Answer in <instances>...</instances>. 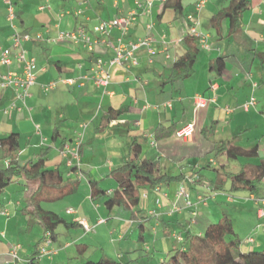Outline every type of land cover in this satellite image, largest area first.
I'll list each match as a JSON object with an SVG mask.
<instances>
[{
	"label": "crops",
	"instance_id": "obj_1",
	"mask_svg": "<svg viewBox=\"0 0 264 264\" xmlns=\"http://www.w3.org/2000/svg\"><path fill=\"white\" fill-rule=\"evenodd\" d=\"M135 1L13 0L17 13L14 23L20 31L32 35V39L24 45L28 56H34L37 61V79L27 100L28 108L21 111L10 109L11 104L16 100L15 92L12 88L1 86V75L8 70V67L0 63V166L8 168L13 160L25 165L29 160L38 158L44 153L46 166L49 169L60 167L65 179L76 176V179L80 180L78 192L82 181H86L84 191L89 192L88 197L79 201V209L68 206L67 214L70 217L66 218L78 223L84 218L91 226L100 225L98 221L93 220L92 212L103 202L91 198L90 179H97L102 184L106 175L110 176L113 170L125 164L130 158L132 142L139 141L141 137L143 141L139 142L143 148V156L153 158L150 155L152 150H160L157 159L160 161L161 170L171 175L168 167L162 164V158H168L167 156L177 152L181 155V149H187L184 145L196 146L199 133L203 132L206 136V126L211 123L214 129L217 126L214 124H220L224 114L230 116L229 119L232 120L225 140L237 141L243 132H246V135L251 128L258 127L255 137L249 138L247 144L249 147L258 145L259 156L264 159V154L261 155L264 151V0H250V6L243 14L241 27L236 32L230 31L228 20L216 22L218 29L214 27L215 21L212 20V17L227 8L232 0L210 1L199 14V18L202 21V31L210 35L212 49L202 50L198 55L196 67L199 66L200 70L197 73L195 70L185 80L171 83L164 82L170 75L172 63L188 52L185 39L191 35L186 16L194 10L198 0L187 2L183 0L185 9L182 12L172 6L165 8V3L161 4L157 1H154L152 11L147 12L145 9L147 3L152 0H142L141 15L125 35L126 42L139 40L150 34L154 38L152 48L158 53L151 59L147 49L142 47L136 52L138 64L131 66L129 70L117 64L115 66L107 64L110 83L104 89L96 84L92 69L100 58L108 62L114 57L115 52L105 44H100L94 51L89 50L75 43L74 40L62 38L61 33L81 27L92 31L102 21L126 15L135 6ZM149 23H154L152 31L147 28ZM12 33L7 5L5 0H0V47L7 48L11 45ZM38 35L41 37L39 38ZM119 35V31L114 30L111 38L115 39ZM219 56L225 61L222 71L212 68L213 61ZM12 68L16 69V64H13ZM83 76L87 78H81ZM136 77L140 80L134 79ZM74 78L76 79L74 84L60 81V79ZM52 81H60V83L54 88L45 90L46 84ZM199 96L206 99L215 98V101L204 106L207 109L202 110V107L198 109L196 98ZM251 97H256L257 104L255 108L247 111L243 105ZM166 102H171L172 107L164 106ZM145 104H149L152 108L144 109ZM118 109L123 111L115 116ZM110 115L113 117H109ZM189 122L196 124L198 134L187 143L175 142L173 138H177L176 134L159 140L155 138L154 132L159 125L175 124L178 129ZM83 123L89 124L85 135L94 125L92 130L95 131L96 141L93 147L86 143L84 145L83 142L80 147L79 165L75 160L73 165H70L72 154L66 157L61 151L66 145L71 147L75 145ZM12 133L18 134L20 147L9 155L8 147L2 144V140L7 139ZM100 153L103 155V160L98 158ZM220 156L223 160L210 159L208 162L216 171V177L228 168L227 162L224 161L226 155L220 154ZM182 157L187 156L183 154ZM234 160L236 163L232 171L239 170L246 163L252 165L259 163L255 158ZM231 162L233 161L228 159V164ZM180 165L184 166V162L181 161ZM74 166H77V170L71 169ZM193 172L196 173L195 170ZM180 174L184 175L181 180L162 183L158 187L159 193L150 188L144 189L140 208L143 211L142 215L148 219L144 222L143 240L148 238L145 226L146 222L151 220L153 229L157 232L156 239L160 240L159 229H162L165 234H169L168 236H173L175 244L177 243L175 247H178L185 243L188 234H203L205 225L212 223L223 212L233 219L237 232L242 227L245 229L241 230L244 236L239 232L238 234L245 241L243 249L249 248L252 243H246V239L252 236L259 223L257 203L253 198L259 199L264 196L263 182L260 183L259 192L252 193L245 189L235 194H227L225 191L228 182L224 185L225 189H219L211 183L198 182L199 176L186 174L183 169L175 175ZM182 184L191 191V198L194 201L200 194L209 196L208 204L186 208L184 198L177 195L178 187ZM106 188L116 189L114 185ZM35 189L36 186L32 189L26 186L25 179H21L0 192V264H7L9 244L16 243V235H21L23 232L32 234L35 225H40L42 228L29 212L30 197ZM231 195H236L238 201L230 202L228 196ZM158 199L161 200L162 206L156 202ZM88 200L90 204H87ZM223 203L234 208L232 210L220 208L219 205ZM213 204L218 207H214ZM69 210L74 212L70 213ZM152 211L156 213L152 214ZM114 212L116 217L126 218L134 225L138 224L125 214ZM175 222L179 224L177 233L174 230ZM77 227L84 229L82 224L70 228ZM177 234L182 236V240H177L175 237ZM120 236L121 239H125L129 234L124 232ZM254 239L255 247L264 245V242L259 243L258 237ZM39 242L40 236L37 244ZM32 244L33 242L26 250L24 244H20L22 246L20 259L12 264H30L34 254H30ZM67 246L69 243L64 247ZM54 247L58 254L60 249L57 248L58 246L54 245ZM119 255L121 259L127 260L125 253Z\"/></svg>",
	"mask_w": 264,
	"mask_h": 264
},
{
	"label": "trees",
	"instance_id": "obj_2",
	"mask_svg": "<svg viewBox=\"0 0 264 264\" xmlns=\"http://www.w3.org/2000/svg\"><path fill=\"white\" fill-rule=\"evenodd\" d=\"M250 0H232L229 6L212 17L215 21L214 27L218 29L216 22L221 23L228 20L230 31L236 32L241 27L244 12L249 8ZM172 6L175 10L182 12L184 8L183 0H167L164 7ZM185 43L188 52L182 58H178L172 63L171 72L164 83H171L185 80L196 70L197 56L202 52L199 40L195 37H186ZM225 65L224 58L219 56L213 63L212 68L222 71ZM123 111L118 109L116 115ZM114 116V117H115ZM109 117H113L110 115ZM177 127L159 125L154 134L157 140L170 137L176 134ZM2 144L8 147L11 153L19 150L20 143L18 134L12 133L2 140ZM217 154H225L230 160L240 158H257L259 156V146L245 147L235 144L232 140H222L215 144ZM130 158L125 164L110 173L118 184L116 189H104L101 181L90 179L91 198L101 200L109 212L117 211L125 214L133 222L137 221L140 232V240L144 239V222L147 217L142 215L140 203L144 189H153L168 183L182 179L184 175H168L162 172L160 161L156 158L143 156V148L139 141L134 140L130 146ZM46 155L42 153L38 158L29 160L25 165L13 162L7 167L0 166V192L5 191L12 184L21 179L26 180V186L33 187L30 197V213L41 224L43 228V238L36 244L35 252L30 264L39 263V249L43 241L51 238L56 241L59 237L58 229L63 227L79 226L78 221L69 220L54 210L44 208V203L57 202L70 195H75L80 186V180L76 182H66L64 172L60 167L48 168L46 166ZM77 170V166L71 167ZM223 174H218L216 180L210 183L215 188L225 189L226 182H230L231 190H245L259 192L261 181L264 178V159L258 164H244L237 171L223 170ZM204 176V175H203ZM202 175L198 182L202 181ZM246 243H250L246 241ZM245 241L240 237L234 228L233 219L225 215L217 223L208 225L203 234H188L185 243L174 247L168 251V257L159 264H264V249H258L252 243L247 248L243 246ZM78 251L84 254L87 251L85 243H76ZM83 264H142L140 259H115L111 256L102 255L97 260L86 259Z\"/></svg>",
	"mask_w": 264,
	"mask_h": 264
},
{
	"label": "built area",
	"instance_id": "obj_3",
	"mask_svg": "<svg viewBox=\"0 0 264 264\" xmlns=\"http://www.w3.org/2000/svg\"><path fill=\"white\" fill-rule=\"evenodd\" d=\"M154 1H157L161 4L167 2V0H152L147 3L146 11H152V6ZM212 0H198L194 5V10L190 12L186 16V21L189 23L190 27V35L192 37L198 38L200 48L205 51H210L212 48V44L210 43V35L206 34L202 31L201 25L202 21H200L199 14L206 8V5ZM8 9V19L10 21L13 33L11 36V45L7 48L0 47V63L4 66L8 67L5 73L1 75V86L3 88H12L15 92L16 100L11 104L10 109L23 110L24 108H28L27 100L30 98V91L32 86L36 84L37 79V61L34 56H28V51L24 45L25 42L30 41L32 39V35L27 32H22L18 29V26L15 25L14 20L17 17L16 9L13 0H5ZM143 3L142 0H136L135 6L124 16L115 17L113 20H106L100 22L97 26L93 28L92 31L87 30L84 27H81L77 30L66 31L61 33L62 38H69L74 40L75 43L82 45L83 47H87L89 50H93L99 46L100 44H105L107 47L111 48L115 55L108 62H105L102 58H100L92 69L93 78L96 81V84L99 87H103L104 89L110 83V73L107 68V64L109 66H115V64L122 66L129 70V68L133 65L138 64V57L136 55L137 50L145 47L149 52L151 59L156 56L158 53L157 50L152 48V43L154 38L148 34L144 37H141L139 40H130L126 42L125 35L129 32L130 28L134 25V23L138 20L141 15ZM149 31L154 29V23H149L147 25ZM114 30H118L120 35L115 39L111 38ZM40 38L41 36L38 35ZM169 56V55H168ZM170 57V56H169ZM16 64V69L12 68V65ZM81 78H87V76H83ZM140 80L139 78H134ZM61 82H65L68 84H74L76 79H60ZM60 81H52L49 84H46L44 87L46 89H51L56 87ZM215 98L206 99L202 96L196 98L197 108L204 107L213 103ZM256 97H251L247 103L243 105L244 109L249 111L252 108H255L257 104ZM19 102L20 104H18ZM166 107H172L171 102H166L164 104ZM152 108L149 104L144 105V109ZM154 109H158V107H153ZM230 111V108L228 109ZM89 124L83 123L81 125V130L77 135V139L75 145L73 147L66 145L65 148L61 151L66 157L72 154L73 159L69 161L70 165H73V160L79 165L80 163V147L83 144L84 132ZM196 124L194 122L186 123V125L178 128L175 133L179 140L187 143V141H191L196 134ZM264 184V178L262 180ZM177 195L179 197L184 198L185 207H197L199 205H207L209 196L206 195H198L197 200L194 201L191 198V191L186 188L183 184L178 187ZM155 192L159 193L160 189L155 188ZM147 197V194L145 195ZM257 203V213L259 218V223L257 225L258 228L261 226L264 227V196L259 199L253 198ZM228 200L230 202L238 201L237 197L234 195L228 196ZM159 206H162L161 200L156 201ZM181 207H178L180 209ZM70 213H73L74 210H69ZM155 214V211L151 212ZM195 214V211L193 212ZM98 224L105 223L107 220L103 218H98ZM79 223L82 224L86 232L94 231L95 226H91L87 223L84 218H81ZM177 240H182L181 235L175 236ZM246 241L253 243L256 240L253 236H248ZM9 252L8 257L9 260L7 264H12V262L20 259V244H9ZM57 253V249L54 247V240L51 238H47L43 241L42 245L39 249V256H49L53 257Z\"/></svg>",
	"mask_w": 264,
	"mask_h": 264
},
{
	"label": "rangeland",
	"instance_id": "obj_4",
	"mask_svg": "<svg viewBox=\"0 0 264 264\" xmlns=\"http://www.w3.org/2000/svg\"><path fill=\"white\" fill-rule=\"evenodd\" d=\"M188 0H186L187 2ZM199 56H197L198 60ZM199 66L196 67V73L199 71ZM202 110L207 109L205 107L201 108ZM243 112V109L241 113ZM245 114V113H244ZM253 114V112L251 113ZM224 118L221 120L220 124H214V129H212L211 123L206 126V136L205 133L200 132L198 135V144L196 146L187 144L184 146H187V149L182 150L181 155L180 152L173 153L171 156H167L168 158H162V164L170 170L171 175H175L176 172H179L180 170H184L186 174H189L191 176H203L202 183L204 184H210L211 180H216V171L213 167L209 166L210 159L216 160L218 159L223 160L222 157L217 154L215 150V144L221 140H225L227 138L226 133H228L229 125L232 124V120H230V116H224ZM203 117V116H202ZM94 125H92L86 134V130L84 133V145H90L91 147L94 146V143L96 141L95 131L92 130ZM225 130H223V128ZM258 127L251 128L249 130V133L245 135L246 132L242 133V136L237 139V141H234L235 144H238L240 146L249 147L247 144L249 138L255 137L256 133L258 132ZM198 134V131H196ZM208 132V133H207ZM175 142L181 143V140L174 137L173 138ZM140 142L143 141V137L140 138ZM161 142L159 143V145ZM161 147V145H160ZM162 148V147H161ZM160 148V149H161ZM160 150H152L150 155L153 158H158V152ZM184 154L185 157H182ZM264 154V151L261 152V155ZM190 155V156H188ZM178 156V157H175ZM103 155L98 154V158L102 159ZM244 159V157L242 158ZM103 160V159H102ZM256 162H260L262 158L258 156L255 158ZM184 162V166L180 165V162ZM224 161L227 162V170H234L233 166L236 163V160H232L230 164H228V159L224 158ZM190 164H189V163ZM177 163V164H176ZM182 168V169H181ZM196 171L194 173L193 171ZM193 173V174H192ZM195 174V175H194ZM201 174V175H200ZM188 175V176H189ZM78 179H76V176L71 177L70 179L66 178V182H76ZM114 185L115 188L118 187L117 182L115 181L114 177H111L109 175H106V178L102 180L101 186L106 189V187ZM85 186L86 181H82L81 188L79 190V194L70 195L65 197V199L57 201V202H51V203H44L43 206L46 209L54 210L58 212L59 214L63 215L65 218L70 217L67 214V208L68 206H75L79 209V201L88 197L89 192H85ZM239 191L231 190L230 182L227 184V189L225 193L227 194H235ZM150 194V193H149ZM236 196V195H235ZM143 200V199H142ZM90 200L87 201V204H90ZM144 202H142V205ZM214 205V204H213ZM100 206V207H99ZM97 208L93 210L92 214L94 215L93 220L98 221V218H103L107 220L104 224H100L95 227L94 231L92 232H86L82 227L80 228H65L61 226L58 229V240L55 242V246H58L59 253L56 255H53L52 258L49 256H41L39 260H41V263H47L50 262L52 264H83L84 261L88 258L92 260L99 259L102 255L111 256L115 259H119L120 255L119 253H122V255H126V258H138L142 262V264H159L161 261L165 260L168 257V251L177 245L175 244V239L172 235L168 236L169 234H165V231L162 229H159L160 233V240L156 239L157 232L153 229V224L151 220L146 222V236L148 237L147 240H140V232L138 229V224L136 223L131 224L126 218H119L116 217L115 212H109L108 209H106L105 205L100 204ZM220 208L232 210L234 208L232 205H229L227 203H223L222 205H219ZM214 207H218L217 205H214ZM225 213L221 212V214L216 218L212 223H217L221 218H223ZM210 223V224H212ZM96 224V223H94ZM93 224V225H94ZM209 224V225H210ZM97 225V224H96ZM175 232H179V224L178 222L174 223ZM95 226V225H94ZM208 225H205L204 232ZM34 232L32 234L22 233L21 235L15 236V242H11L12 244H24V247L28 249L30 247V243L33 242L32 248L30 251V254L32 255L35 251V246L37 244V240L40 236V241L42 238V228L40 225H35ZM245 230L243 227L242 229H238V232L242 235L243 231ZM124 232L129 234V237L125 239H121V236ZM244 236V235H242ZM252 236L254 238L258 237L259 243L264 242V227L261 226L260 228H256L252 232ZM166 237V239H164ZM263 238V239H262ZM164 239V240H163ZM67 243H69V246L64 247ZM76 243H85L87 247V251L82 254L78 251V248L76 247ZM258 244V245H260ZM258 249H264V245L257 246ZM246 249V248H245ZM247 250V249H246ZM25 251H23L24 253ZM130 252V253H129ZM43 257H46L43 259ZM54 260V261H53Z\"/></svg>",
	"mask_w": 264,
	"mask_h": 264
}]
</instances>
